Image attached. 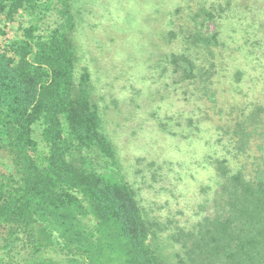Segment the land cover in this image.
Listing matches in <instances>:
<instances>
[{"label": "trees", "instance_id": "16d2710c", "mask_svg": "<svg viewBox=\"0 0 264 264\" xmlns=\"http://www.w3.org/2000/svg\"><path fill=\"white\" fill-rule=\"evenodd\" d=\"M222 1L196 0L191 18L175 0L150 9L165 46L157 66L181 75L174 84L198 78L210 103L215 76L233 88L249 84L244 98L264 82V25ZM79 2L0 0V264H264V155L251 167L231 164L250 156L252 138L220 142L223 156L209 162L219 188L213 215L193 212L172 227L140 202L80 65ZM183 11L192 20L178 35L172 18ZM119 14L114 32L124 25L133 40V14ZM247 104L242 123L264 115L263 105Z\"/></svg>", "mask_w": 264, "mask_h": 264}, {"label": "rangeland", "instance_id": "374dc122", "mask_svg": "<svg viewBox=\"0 0 264 264\" xmlns=\"http://www.w3.org/2000/svg\"><path fill=\"white\" fill-rule=\"evenodd\" d=\"M176 1L183 9L188 4L190 18L199 8L196 0ZM155 2L170 5L173 0H80L75 3L81 9L76 39L80 65L91 75L93 100L102 128L116 149L121 170L135 184L139 200L151 216L173 227L185 223L193 212L205 210L207 215L214 214L212 200L219 188L209 162L223 156L220 142L231 137L243 138L242 146L252 138L249 146L243 148L250 156L232 160L235 167H251L253 159L264 155V115H252L242 123V110L244 115L250 110L248 102L264 106V82L256 85L255 96L244 98L249 84L233 88L228 83L224 85V80L218 84L215 76L213 103L196 91L202 86L198 78L193 86L191 82L174 84L181 75L172 76V67L164 70L162 65L157 66L163 61L165 46L152 30L158 28V22L149 21ZM227 2L242 11L246 7L249 13L245 18L264 25V0ZM120 11L122 16L131 12L133 24L138 25L129 32L133 40L125 39L129 30L124 25L119 33L114 32V22H121ZM173 17L178 25L172 24L171 28L179 35L185 12ZM166 18L159 17L161 25ZM189 19L186 22L191 23ZM144 21L149 29L142 28ZM190 23L185 26L191 28ZM206 26L213 31L211 24ZM126 42L128 45L123 44ZM236 133H248L251 137ZM203 205L206 207L201 209Z\"/></svg>", "mask_w": 264, "mask_h": 264}]
</instances>
